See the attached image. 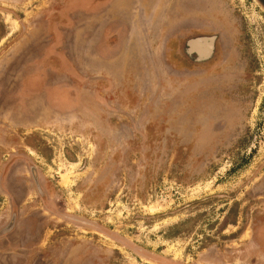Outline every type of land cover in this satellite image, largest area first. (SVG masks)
<instances>
[{
  "label": "rangeland",
  "instance_id": "obj_1",
  "mask_svg": "<svg viewBox=\"0 0 264 264\" xmlns=\"http://www.w3.org/2000/svg\"><path fill=\"white\" fill-rule=\"evenodd\" d=\"M111 2L88 57L86 4L0 0V264H264V3Z\"/></svg>",
  "mask_w": 264,
  "mask_h": 264
},
{
  "label": "flooded vegetation",
  "instance_id": "obj_2",
  "mask_svg": "<svg viewBox=\"0 0 264 264\" xmlns=\"http://www.w3.org/2000/svg\"><path fill=\"white\" fill-rule=\"evenodd\" d=\"M100 5H103L100 3ZM125 4L116 6L118 9H125ZM183 57L186 61L194 67H187L193 69H198L195 73L199 74H210L217 68L218 61L223 59L219 58V51L222 54L225 52V42H223L217 35L209 33H199L193 36H189L186 41L183 43ZM224 56V55H223ZM12 150V149H11ZM10 150V151H11ZM14 152V151H13ZM14 160H8L5 164V168L2 169V172H5L1 176L3 181H6V185L13 186L12 180L7 176V172L13 170ZM15 170H13L14 172ZM14 181V180H13ZM1 184L5 185L4 182ZM10 201V197L8 199ZM14 229H10L9 224L5 226V229L2 231L3 235L7 233H12Z\"/></svg>",
  "mask_w": 264,
  "mask_h": 264
},
{
  "label": "crops",
  "instance_id": "obj_3",
  "mask_svg": "<svg viewBox=\"0 0 264 264\" xmlns=\"http://www.w3.org/2000/svg\"><path fill=\"white\" fill-rule=\"evenodd\" d=\"M76 1H77L78 5L77 6L73 5L74 7H78L81 4H86L87 5L88 17H87L86 20L88 21V23L86 24V26L88 28L89 27L90 28L95 27V36H94V38L83 39L80 42L78 40H76V42H75V40H74V43H71L70 45H72V47L75 46L76 49H77V50L76 49H72L73 52L76 50V52L78 53V50L80 49V51L87 53V56L89 57L91 55V52H92V45L96 42V37L100 34V29H98V27H100V26L98 24H95L93 26H90L91 23H89V21L90 22L93 21V23H98V21H100L101 19L104 18L102 16H105L104 15L105 13H110V16L113 17V14H116L117 11H119V9L116 7V4L114 2H111V0H89L88 2L86 0H76ZM100 3L103 4V5H100ZM125 9H126V5H125ZM75 10H77V9L75 8ZM92 11H95V12L96 11H102V13L99 16L98 15H95V18H92L91 20H89V17L91 15H93V14H91ZM123 14H125V13H123ZM36 15H39V14H36ZM79 15H83L84 16V14H82L80 12L77 13V16H79ZM105 17H107V14H106ZM55 21H56V24H53V26L59 25L61 20L60 19H56ZM79 21H80V18H78V23H77L79 26H83V24H85L84 22H82V24H81V22H79ZM40 22L43 23L42 20ZM102 24H103V22H101V25ZM45 25L46 24L43 23V26H45ZM102 26H101V28H104L105 27V25H102ZM108 26H106V27H108ZM46 40H47V38H46ZM54 42H57V39L56 38H55V41ZM43 44H44V49H43V53H44L45 46H46V41L45 42L43 41ZM89 47H91V50H89ZM46 55L49 56V53L47 52ZM63 56H65V54L62 55V57ZM36 69H38V68H36ZM58 73H60V72L57 71L56 74H58ZM18 74H21V72L18 71ZM38 74H39V77L38 78L37 77H33V75H38ZM46 74H47V71L44 69L42 72H40V71L38 72L37 71V72H35L33 74H28L27 76L26 75H23V76L20 75V77H23L22 78V81H20V82H17L16 81L17 84H14L17 87V89H18L19 95H21L22 98H27V97L29 98V96H31L33 92H36V91L38 92L39 91V87L38 86H41L40 85L41 83H36L35 81L38 80V79H40L41 76H44L45 77ZM31 81H33L35 83V85L33 86V88L31 87V84H30ZM43 83H42V85H43ZM26 94H28V96H26ZM65 99L67 101H69V99L67 97ZM24 118H25V116H24ZM31 121H32V116L27 119V122L31 123ZM23 122H26V120H23ZM14 163H16L15 160H14Z\"/></svg>",
  "mask_w": 264,
  "mask_h": 264
},
{
  "label": "water",
  "instance_id": "obj_4",
  "mask_svg": "<svg viewBox=\"0 0 264 264\" xmlns=\"http://www.w3.org/2000/svg\"><path fill=\"white\" fill-rule=\"evenodd\" d=\"M264 3V0H261Z\"/></svg>",
  "mask_w": 264,
  "mask_h": 264
}]
</instances>
